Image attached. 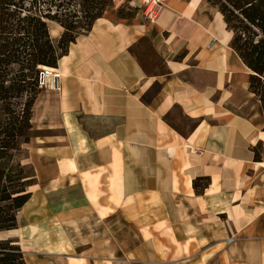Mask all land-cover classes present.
<instances>
[{"label": "crops", "instance_id": "obj_1", "mask_svg": "<svg viewBox=\"0 0 264 264\" xmlns=\"http://www.w3.org/2000/svg\"><path fill=\"white\" fill-rule=\"evenodd\" d=\"M231 38L206 0H112L36 95L0 238L26 264H264V112Z\"/></svg>", "mask_w": 264, "mask_h": 264}, {"label": "trees", "instance_id": "obj_2", "mask_svg": "<svg viewBox=\"0 0 264 264\" xmlns=\"http://www.w3.org/2000/svg\"><path fill=\"white\" fill-rule=\"evenodd\" d=\"M216 6L231 46L252 73L249 89L264 112V0H206ZM112 0H0V231L16 227V213L32 183L16 156L29 140L32 105L42 68L57 66L58 55L89 31ZM118 14L124 15L123 9ZM61 27L56 41L48 23ZM23 95L25 100L20 104ZM34 179V177H33ZM207 183V177L202 178ZM193 187L198 190L196 180ZM0 264H26L17 241L0 238Z\"/></svg>", "mask_w": 264, "mask_h": 264}, {"label": "built area", "instance_id": "obj_3", "mask_svg": "<svg viewBox=\"0 0 264 264\" xmlns=\"http://www.w3.org/2000/svg\"><path fill=\"white\" fill-rule=\"evenodd\" d=\"M165 0H142V15L147 20L156 19L163 8ZM58 77V72L53 68H42L39 72L38 83L40 86L49 84V79L54 83Z\"/></svg>", "mask_w": 264, "mask_h": 264}, {"label": "rangeland", "instance_id": "obj_4", "mask_svg": "<svg viewBox=\"0 0 264 264\" xmlns=\"http://www.w3.org/2000/svg\"><path fill=\"white\" fill-rule=\"evenodd\" d=\"M122 9L125 14H130V11L126 9V5ZM48 29H49L50 36L52 37V39L56 41V36L61 33V29L59 30V28H57L53 22L48 23ZM38 87L41 88L42 86L39 85ZM24 100H25V96L23 95V97L20 100H18V102L21 104ZM26 155H27L26 143H22V149L20 150V153L16 157L19 158L22 161V163L25 164L24 160L26 158ZM25 170H26L25 175L27 176V179L28 178L31 179L28 182H31V183L34 182L32 168L29 165L25 164ZM28 187H26L27 190H28Z\"/></svg>", "mask_w": 264, "mask_h": 264}]
</instances>
